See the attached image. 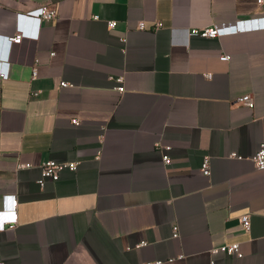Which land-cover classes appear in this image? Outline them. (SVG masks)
I'll use <instances>...</instances> for the list:
<instances>
[{
	"label": "crops",
	"instance_id": "crops-1",
	"mask_svg": "<svg viewBox=\"0 0 264 264\" xmlns=\"http://www.w3.org/2000/svg\"><path fill=\"white\" fill-rule=\"evenodd\" d=\"M42 4L57 17L37 40L10 55L0 38V60L10 56L0 80V210L6 195L18 198V222L0 232V264H264V170L252 159L264 138V29L173 40L184 39L174 29L261 25L264 4L0 0V37L16 31V12ZM245 94L253 108L237 102ZM48 160L78 169L41 186ZM234 242L242 258L210 253Z\"/></svg>",
	"mask_w": 264,
	"mask_h": 264
},
{
	"label": "built area",
	"instance_id": "built-area-1",
	"mask_svg": "<svg viewBox=\"0 0 264 264\" xmlns=\"http://www.w3.org/2000/svg\"><path fill=\"white\" fill-rule=\"evenodd\" d=\"M257 4L262 5L264 4V0H255ZM16 31L13 34H6L2 35L0 38L5 42V46L9 45L11 47L10 55L15 45H20L23 43L24 40H37L40 34L41 26L44 21L52 20L57 17V11L55 9L50 8L48 5L42 4L36 6L28 12H16ZM96 19L99 16H95ZM262 20L259 17L235 20L232 22H223L217 23L214 26L210 27H202V28H185L183 30H173V35L179 32L184 34V39L181 41H177L175 39L174 42L176 43H189V37L192 35H199L208 38H216L220 36L230 35V34H239L244 32H252L264 29V23L258 24ZM117 25V20H109L108 26L109 28H114ZM161 22L157 23V27L161 26ZM139 28L144 29L145 23L141 21L139 23ZM1 57V56H0ZM9 54L7 57L2 56L5 58V61L0 60V80L8 79L9 78V64L10 58ZM220 59L223 61H228L230 59L229 54H223L220 56ZM38 75V66L37 62L32 67V79L34 80L37 78ZM116 81L119 84L117 89L120 92L125 90L123 85V76L116 78ZM62 86H71L68 82H62ZM39 91H34L33 95H38ZM239 104L247 106L248 108H253L255 106V99L252 94H245L237 99ZM74 124H79L78 120H74ZM167 148H165L166 150ZM233 157L236 158H243V156L233 153ZM163 159L166 164L171 163V157L168 153H164ZM256 167L258 169L264 170V138L260 142V146L254 156L252 157ZM31 167L30 163L27 164H19L18 168H29ZM41 178L38 180L41 186H44L47 180L57 181L60 179L61 172L64 170L69 171H76L78 169V162L71 161V162H57L55 160H48L41 164ZM201 170L205 176H209L211 174V163L210 158H204ZM6 202L10 204V209H8V205L0 210V232L6 230V228H13L15 224L18 222V198L15 194L13 195H6ZM241 222L245 228V230L251 229V218L249 214H244L241 216ZM173 236L175 238L180 236L179 233V226L175 224L173 226ZM146 242H141L139 246L145 245ZM210 253L212 255L216 254H226L230 256H235L238 258H242L244 256L241 250L240 242H234L229 244H222L220 246H215L211 248ZM183 255H180L178 258H183ZM176 258H170L169 261H174ZM163 260H156V261H147L138 264H162ZM2 264V263H1ZM211 264H215L212 260Z\"/></svg>",
	"mask_w": 264,
	"mask_h": 264
}]
</instances>
